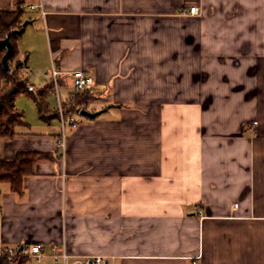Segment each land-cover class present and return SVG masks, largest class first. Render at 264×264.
<instances>
[{
	"label": "crops",
	"instance_id": "crops-1",
	"mask_svg": "<svg viewBox=\"0 0 264 264\" xmlns=\"http://www.w3.org/2000/svg\"><path fill=\"white\" fill-rule=\"evenodd\" d=\"M20 1L29 23L15 59L27 60L29 86L62 103L82 69L94 78L86 109L100 113L66 112L80 123L64 148L61 124L26 121L0 137L6 159L55 154L23 194L0 183V250L39 242L110 264H264V0ZM45 101V120L59 119V101Z\"/></svg>",
	"mask_w": 264,
	"mask_h": 264
},
{
	"label": "trees",
	"instance_id": "trees-1",
	"mask_svg": "<svg viewBox=\"0 0 264 264\" xmlns=\"http://www.w3.org/2000/svg\"><path fill=\"white\" fill-rule=\"evenodd\" d=\"M24 11L20 0L17 1V5L13 9H0V39L10 35L15 48L14 55L10 59V70L11 60L18 53L17 41L23 33L21 19ZM16 29H21L22 31L14 33L13 30ZM5 52V47L0 46V137L12 139L17 134L16 126L18 124H27L24 113L16 107L17 96L21 93L31 94L39 107L41 118L45 119L47 118L45 113L48 111V105L45 101L47 86L36 92L29 86V79L23 72L27 65V60L18 59L12 72L10 70L4 71L1 60ZM93 97L94 94L90 89L83 92L74 91L63 102V108L67 113L80 112L81 109H86L87 102ZM57 111L53 112L50 117H59ZM42 159H55V154L41 150H19L14 158L6 159L0 153V183L9 182L13 191L23 194L25 176L34 174L36 162Z\"/></svg>",
	"mask_w": 264,
	"mask_h": 264
},
{
	"label": "built area",
	"instance_id": "built-area-1",
	"mask_svg": "<svg viewBox=\"0 0 264 264\" xmlns=\"http://www.w3.org/2000/svg\"><path fill=\"white\" fill-rule=\"evenodd\" d=\"M30 7H34L30 5ZM190 13L199 14L197 5L190 7ZM59 71L53 68L51 76L55 84H58L57 76ZM73 84L76 91L83 92L91 89L94 85V78L91 74L82 69L73 71ZM59 120L62 126V137L59 139V145L64 148V130L68 125L78 126L80 120L73 115L67 116L62 106L61 99L58 96ZM0 264H110L107 257L103 255L77 256L71 254L65 244H51L45 246L39 242H27L21 245H8L0 250ZM192 264H198L193 260Z\"/></svg>",
	"mask_w": 264,
	"mask_h": 264
},
{
	"label": "rangeland",
	"instance_id": "rangeland-1",
	"mask_svg": "<svg viewBox=\"0 0 264 264\" xmlns=\"http://www.w3.org/2000/svg\"><path fill=\"white\" fill-rule=\"evenodd\" d=\"M15 62L16 59L13 58L11 60V70H10L11 72L15 68ZM67 89H69L70 91L76 90L74 84L73 85L70 84L69 88H61L60 96H63L65 98L64 92ZM45 99H47L53 107L55 106L56 108L58 106V97L56 91L46 94ZM17 107L24 112L26 121L29 122L30 125L33 127V129L37 131H43V132H48L52 130L55 131L56 130L55 128L59 127L61 124L59 122V119H53L51 122H48L47 120L41 118L39 114V107L35 101V98L31 94H26V93L19 94L17 97ZM89 108H91V106ZM53 112H56V110ZM76 117L85 120V116L79 113H76Z\"/></svg>",
	"mask_w": 264,
	"mask_h": 264
},
{
	"label": "water",
	"instance_id": "water-1",
	"mask_svg": "<svg viewBox=\"0 0 264 264\" xmlns=\"http://www.w3.org/2000/svg\"><path fill=\"white\" fill-rule=\"evenodd\" d=\"M28 23H29L28 21H25L23 23V27H25ZM21 31H22L21 29L13 30L14 33H20ZM0 46L5 47L6 49V52L3 55L2 60H1V64H2L3 70L7 72L10 70V59L12 58L15 52V48L10 39V35H7L5 38L0 39ZM99 113L100 111H90L85 108L80 110L81 115L90 117V118H95Z\"/></svg>",
	"mask_w": 264,
	"mask_h": 264
}]
</instances>
